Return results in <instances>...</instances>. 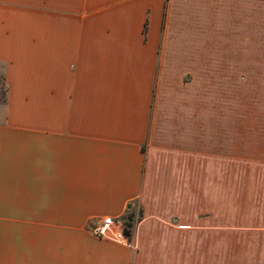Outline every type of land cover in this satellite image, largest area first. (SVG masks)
I'll use <instances>...</instances> for the list:
<instances>
[{
    "label": "crops",
    "instance_id": "1",
    "mask_svg": "<svg viewBox=\"0 0 264 264\" xmlns=\"http://www.w3.org/2000/svg\"><path fill=\"white\" fill-rule=\"evenodd\" d=\"M1 81L0 264H264V0H0Z\"/></svg>",
    "mask_w": 264,
    "mask_h": 264
},
{
    "label": "built area",
    "instance_id": "2",
    "mask_svg": "<svg viewBox=\"0 0 264 264\" xmlns=\"http://www.w3.org/2000/svg\"><path fill=\"white\" fill-rule=\"evenodd\" d=\"M126 227L120 219L106 217L102 219L101 225L94 227L91 231L99 238H107L117 242H126L124 231Z\"/></svg>",
    "mask_w": 264,
    "mask_h": 264
},
{
    "label": "trees",
    "instance_id": "3",
    "mask_svg": "<svg viewBox=\"0 0 264 264\" xmlns=\"http://www.w3.org/2000/svg\"><path fill=\"white\" fill-rule=\"evenodd\" d=\"M0 89H1V92L4 93V84L3 82L1 81L0 83ZM124 225L126 227V230L124 231V234L126 236L129 235V230L132 228V219L131 217H128L125 221H124ZM129 229V230H128Z\"/></svg>",
    "mask_w": 264,
    "mask_h": 264
}]
</instances>
